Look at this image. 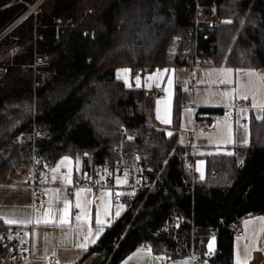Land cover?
I'll use <instances>...</instances> for the list:
<instances>
[{"label":"trees","instance_id":"obj_1","mask_svg":"<svg viewBox=\"0 0 264 264\" xmlns=\"http://www.w3.org/2000/svg\"><path fill=\"white\" fill-rule=\"evenodd\" d=\"M22 1L0 0V37L24 16L26 4L35 2ZM89 2L48 0L50 6L36 21L30 15L0 39V49L24 50L13 63L0 62V77H7L0 78V155L4 148L13 149L11 159L0 163V184L7 183L8 163L24 154L26 160L31 158L29 146L13 141L34 125L44 134L39 150L49 165L81 153L88 156V171L114 164L125 138L128 153L148 158L151 171L146 176L156 188L131 193L133 206L78 264H120L145 245L156 254L188 255H177V242L158 235L174 212L187 220L183 231L198 235L199 255L205 258L209 239L215 237L211 263L233 264V228L246 217L264 215V116L253 122L248 147L234 156L206 160L205 179H197L194 192L188 194L192 177L186 146L149 124L146 92L126 87L115 71L126 67L135 75L163 66H202L206 60L214 66L264 68V0H100L91 13L84 8ZM198 5L214 14L218 25L208 39L200 38L196 55L191 30ZM60 21L72 25L57 39ZM177 37L193 51L184 53L175 46ZM43 53L49 54L50 66L38 71L50 76L33 80L29 66L35 54ZM38 82L43 85L35 88ZM34 100L39 108L35 118ZM117 109L132 113L120 114ZM8 228L0 223V231ZM211 229L215 235H210ZM11 259L12 252L0 237V264H14Z\"/></svg>","mask_w":264,"mask_h":264},{"label":"crops","instance_id":"obj_2","mask_svg":"<svg viewBox=\"0 0 264 264\" xmlns=\"http://www.w3.org/2000/svg\"><path fill=\"white\" fill-rule=\"evenodd\" d=\"M123 69L131 71L126 67L117 68L115 77L128 88L146 92L150 100L147 115L151 126L165 130L168 136H176L182 146L189 139H196L195 170L199 180L206 177L208 158L234 156L248 147L253 122L261 121L264 116V68L214 66L206 60L202 66H163L135 75ZM239 100H246L253 107L244 112L245 122L236 116L217 122L206 134L195 129L197 111L205 110L214 116ZM65 157L49 165L48 175L42 178L44 188L40 206L32 204L31 164L23 172L14 170L12 181L0 184V223L25 236L32 235L33 264H49L53 259H57L58 264L80 263L126 209L122 204L113 203L111 190L97 194L88 188L72 189L74 173L86 169L88 156L78 153ZM114 183L127 186V174L116 176ZM78 192L81 202H87V219L79 221L76 218L81 213L76 207ZM119 193L130 195L133 192L121 190ZM66 202L68 223H62ZM238 227L244 235L234 239L233 264L238 260L239 264H262L264 215L246 217ZM216 249L214 237L208 243V253L213 254ZM193 254L174 257L172 253L156 254L143 247L129 254L120 264H212L209 258L202 257L198 261Z\"/></svg>","mask_w":264,"mask_h":264},{"label":"built area","instance_id":"obj_3","mask_svg":"<svg viewBox=\"0 0 264 264\" xmlns=\"http://www.w3.org/2000/svg\"><path fill=\"white\" fill-rule=\"evenodd\" d=\"M205 7L198 5L195 11V23L191 30L192 41L195 44L194 51L197 55L198 42L200 38L208 39L209 33L213 31L214 26L218 25V21L214 14H208ZM26 14V13H25ZM24 14V15H25ZM63 30H59L57 26V36L59 39L60 34H63ZM175 46L182 47L184 53H189L192 50V46H184L182 38L177 37L175 39ZM198 63L200 59L195 58ZM50 66V56L47 53L35 54L31 69L45 70ZM3 71V67H0V72ZM43 83L38 82L35 84L41 86ZM190 108L198 110L193 105H189ZM253 110L252 105L246 100H239L233 106L223 108L219 113L212 116L208 113L197 111L195 129L204 134L210 132L217 122H222L230 117H239L241 122H245L246 118L243 116L244 112ZM124 135V131L120 132ZM44 137L36 125L28 133L18 135L14 139V144L19 146H29L31 152V178L30 188L32 192V204L33 206H40L43 198L42 178L48 175L49 163L46 157L42 156L39 150V141ZM186 154L188 155L187 167L190 171L192 181L188 185V194H192L195 189V183L197 181L196 174V149L197 143L195 138H191L186 142ZM127 141L125 138L121 139L120 146L118 148L119 159L114 164H104L94 170H82L74 173V185L72 189L76 188H88L100 194L104 190H111L114 193L113 203L122 204L127 209L133 206V199L129 194L119 193V191H132L143 192L151 191L156 188L155 182H151L146 173L151 171L148 158L137 152H127ZM126 173L129 183L127 186H117L114 183L116 176ZM183 219H185L183 217ZM186 221V219H185ZM165 224V223H164ZM234 236L241 237L244 235L243 231L239 227L233 228ZM210 235H215L214 230L209 231ZM0 237L5 241L6 245L12 252V261L14 264H33V237L25 236L21 232H17L15 229L8 228L0 231ZM148 248V246H144ZM261 254L264 256V247L261 250ZM194 258L200 261L202 258L199 254H193ZM212 253H207L205 257H212ZM49 264H58L57 259L49 261ZM264 264V261L262 262Z\"/></svg>","mask_w":264,"mask_h":264},{"label":"rangeland","instance_id":"obj_4","mask_svg":"<svg viewBox=\"0 0 264 264\" xmlns=\"http://www.w3.org/2000/svg\"><path fill=\"white\" fill-rule=\"evenodd\" d=\"M48 0H35V2L33 3H29L26 4L27 5V12L26 14L12 27L10 28L8 31H6L2 37H0V39H2L3 37H5L7 34H9L16 26H18L23 20L27 19L30 15H33L36 21V18L38 17V15L43 12L45 9H47L49 6H46ZM91 2L84 4V8L89 10V13L94 11V6H98L100 4V0H89ZM20 3H23L22 0H20ZM48 5V4H47ZM45 6V7H44ZM93 11H92V10ZM223 22V21H222ZM70 21H67L66 23H64L63 21H60L58 23V29L59 30H63V31H67L69 29V27L72 25L70 24ZM24 53L23 48L18 47L16 49L12 48L10 49L9 47H4L0 49V62L1 63H13V59L16 55H22ZM30 67V66H29ZM14 68V67H11ZM31 68V67H30ZM123 70H128L125 72H129V69H123ZM31 74H32V78L33 80H35V76H37V78L40 76L44 77V78H48L50 75L47 72H40V71H35L33 69H31ZM124 72V71H123ZM131 72V71H130ZM30 74V75H31ZM138 74H142V73H138ZM29 75V76H30ZM6 75L1 76V80H3L5 78ZM119 77H121L120 73H119ZM7 78V77H6ZM5 78V79H6ZM53 94H51V99H53ZM38 103L36 100L33 101V105H32V115L35 118V116L38 114ZM118 112L120 114H131L132 112L130 110L125 111L123 109H117ZM13 149L11 147H7L2 149L1 155H0V163L2 162H7L11 159V154L10 152H12ZM31 164V158H28L27 160L25 159V154H24V158L21 160H18L17 162L14 163H8L6 166V170H8V179H7V183L9 181H12V172L14 170H18L20 172H23L27 166H30ZM18 179V178H17ZM187 220L185 221V219H183L182 215H179L177 213H173L171 218L163 225V227L158 231V235H162L165 234L168 238L175 240L177 242L178 245V249H177V255H183V254H190L192 252L200 254L201 251V247L197 241V234L196 232H192L191 235H188L185 231H183L181 228L184 226V224H186ZM214 239V237H211L209 239L210 240Z\"/></svg>","mask_w":264,"mask_h":264},{"label":"snow or ice","instance_id":"obj_5","mask_svg":"<svg viewBox=\"0 0 264 264\" xmlns=\"http://www.w3.org/2000/svg\"><path fill=\"white\" fill-rule=\"evenodd\" d=\"M124 71H128V70H124ZM64 159L67 160L68 158L65 157ZM76 195H77L76 207L81 210L80 215H77L76 218H77L78 221L81 220V219H87V202L86 201L83 202V203L81 202V200L79 198L80 197V193L79 192ZM64 213H65V216H64V219L61 222L62 223H68V219H67V216H68V205H67V202L65 204ZM97 223H99V220H97ZM237 264H239V260L237 261Z\"/></svg>","mask_w":264,"mask_h":264}]
</instances>
